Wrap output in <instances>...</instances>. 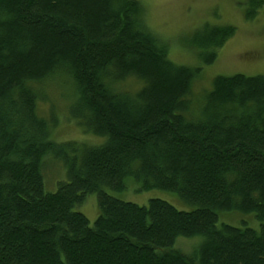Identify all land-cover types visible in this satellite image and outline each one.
<instances>
[{
    "label": "trees",
    "instance_id": "1",
    "mask_svg": "<svg viewBox=\"0 0 264 264\" xmlns=\"http://www.w3.org/2000/svg\"><path fill=\"white\" fill-rule=\"evenodd\" d=\"M144 13L137 0H0V264H264V76L214 78L191 117L200 69L172 63ZM234 32L197 35L207 64ZM58 74L72 83L71 119L101 145L50 139L35 87ZM129 76L142 88L114 93ZM48 157L67 173L55 192ZM128 179L193 209L105 192ZM91 194L93 225L75 210ZM226 212L252 214L257 228L219 224ZM194 237L191 253L175 248Z\"/></svg>",
    "mask_w": 264,
    "mask_h": 264
},
{
    "label": "rangeland",
    "instance_id": "2",
    "mask_svg": "<svg viewBox=\"0 0 264 264\" xmlns=\"http://www.w3.org/2000/svg\"><path fill=\"white\" fill-rule=\"evenodd\" d=\"M144 8V22L148 29L168 46V59L178 66L200 69L198 78L191 89L190 110L195 117L205 98L212 89V82L218 76L245 77L264 76V5L256 8L254 0H137ZM256 13V14H254ZM252 15L251 21L246 15ZM208 26H230L235 29L233 36L216 50L213 63L207 64L209 50L197 47L196 37ZM71 80L58 74L38 85L36 111L48 124L50 139L57 143H70L84 146L101 145L103 138L86 132L69 115V107L75 103ZM114 93L134 94L143 84L129 76L111 85ZM34 91V90H33ZM44 188L55 192L60 182L67 181V173L60 160L51 157L44 160ZM114 198L147 206L151 199L167 202L179 211H191L193 208L183 203L172 192L162 190L139 191V185L128 179L125 188L116 192L105 189ZM84 215L93 225L98 217L95 194L85 197L84 202L75 209ZM219 224L233 227L257 228V221L252 214L238 212L220 213ZM201 238H179L175 248L184 253H191L200 244Z\"/></svg>",
    "mask_w": 264,
    "mask_h": 264
}]
</instances>
